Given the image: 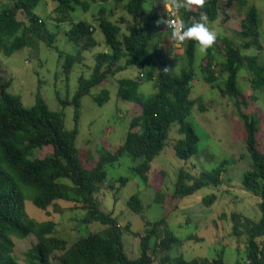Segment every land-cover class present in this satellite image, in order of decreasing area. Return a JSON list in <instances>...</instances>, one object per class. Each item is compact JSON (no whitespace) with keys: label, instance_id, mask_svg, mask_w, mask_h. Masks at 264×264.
Listing matches in <instances>:
<instances>
[{"label":"trees","instance_id":"obj_1","mask_svg":"<svg viewBox=\"0 0 264 264\" xmlns=\"http://www.w3.org/2000/svg\"><path fill=\"white\" fill-rule=\"evenodd\" d=\"M38 1L13 0L12 3H2L1 54L7 56L31 46L34 36L47 46L54 45L56 33L49 31L45 19L35 12ZM52 1L54 5L49 16L57 25L69 23L64 33L78 46L76 54L64 55L62 67L66 75L75 63L83 60L81 51L91 50L97 44L94 37L97 28L103 33L105 47L94 54L89 76L79 75L77 90L70 99L58 97L62 107L71 104L75 108V123L71 129L65 128L61 110L48 107L41 96L40 87L35 92L34 104L23 105L20 95L8 90L11 81L2 76L0 66V264H20L13 254V238H25L30 234L36 240L24 253L26 264H54L53 256L58 264H153L156 253L168 251L173 243L178 242V237L168 228L166 217L153 221L144 219L142 200L137 193L129 196L126 205L143 217L145 226L144 233H136L139 253L130 258L122 242V234L130 230V225L120 226L112 212L101 209L96 195L106 180V166L118 161L123 154L137 160L132 169L143 183L148 182L151 162L167 145L172 125L176 124L179 134L173 144L176 157L187 159L199 151V137L190 121L191 108L199 100L189 96L196 74L194 54L197 43L192 40L181 42L183 66L178 74H172L163 58V50L169 48L170 51L172 48V44L166 41L170 30L166 29L167 35L166 32L161 33L157 9L149 5L148 9L145 8L147 0H125L121 4L131 18L125 29L120 25L123 17L116 22L106 15L107 5L103 2L108 0H102L94 7L96 12L90 21L71 19V12L77 6L85 12L90 9L88 0ZM120 1L114 0V4L118 5ZM224 1L227 0H203L202 4H197L195 0H189L187 8L179 9L181 19L190 23L204 14L208 20H214L218 16L220 3ZM236 1L247 6L245 0ZM20 12L22 19L18 17ZM238 33L243 40V49L262 48L258 38L259 15L254 4L246 7ZM223 41V59L216 61L210 46L202 57L199 70L202 80L217 86L221 95L231 99L233 107L238 110L237 115L244 128L245 151L250 157L249 167L243 172L240 184L261 200L257 205L260 211L258 218L231 212V233L237 238L243 237L245 241L246 264H264V243L260 240L264 237V150L258 148L256 140L259 120L253 113L241 109L246 101L237 84V72L246 66L250 70L249 83L253 91L261 88L264 85V65L256 62V56H244L241 47L231 39L224 37ZM132 65L139 68L136 74L117 78V97L137 105L122 143L113 150L101 146L96 157H92L88 151L83 156L75 143L81 96L88 94L91 87L107 77H114L117 72ZM145 79L154 80V91L148 95L139 91ZM220 80H223L222 85ZM108 97V90L103 88L94 100L101 105ZM256 98L252 96V99ZM198 107L205 109L200 103ZM41 149L46 152L39 156L36 152ZM84 158H92L91 164L85 163ZM227 166L228 160L223 159L215 167L202 170L198 175L180 168L174 182L173 197L177 200L203 186H219L221 171ZM118 179L120 185H124L128 177ZM111 188L114 186L111 185ZM215 195L211 193L203 201L210 204ZM161 199V202L165 201L163 196ZM26 200L42 210L50 205L56 208L54 204L58 200L74 201L85 210L83 222L95 221L103 227L82 234L68 244L65 237L55 234L56 223L53 220H37L28 214ZM161 259V263L166 264H200L196 258L186 259L182 255L170 257L164 254ZM201 263L227 264L221 252Z\"/></svg>","mask_w":264,"mask_h":264},{"label":"rangeland","instance_id":"obj_2","mask_svg":"<svg viewBox=\"0 0 264 264\" xmlns=\"http://www.w3.org/2000/svg\"><path fill=\"white\" fill-rule=\"evenodd\" d=\"M12 1L0 0V6L2 3H12ZM88 1L91 4L90 9L85 12L77 6L71 12L72 21L92 19V15L96 12L94 7L96 8L102 0ZM245 1L247 6L254 4L257 8L258 38L262 48L256 50L253 47L249 49L241 47L243 40L238 30L247 6L241 5L236 0H227L220 3L216 19H207L208 25L217 31V38L211 45V54L216 61L223 59V38L227 37L236 46L241 47L244 56H256V62L264 65V0ZM123 2L125 0L120 1L118 5L114 4V0L103 3L107 5L106 15L112 21L119 22V18H124L120 25L125 29V25L131 21V18L122 9ZM161 2L162 0H147L144 7L147 9L148 5L156 7L159 14ZM53 5L52 0H39L35 12L45 19L47 29L56 33L54 45L47 46L34 36L31 46L18 49L7 56L0 53V66L3 69L2 76L11 81L8 90L20 95L23 105L34 104L35 92L40 87L41 96L48 107L52 110H61L65 128L71 129L75 123V108L71 104L62 107L58 97L70 99L77 90L79 75L82 73L84 76H89L94 64V54L104 49L105 42L103 33L97 28L94 32L97 44L91 50L81 51L83 60L75 63L71 72L66 75L62 67L64 55L76 54L78 46L64 33L69 23L63 22L57 25L49 16ZM18 17L22 19L23 14L20 12ZM158 24L159 27L162 25L160 22ZM169 43L173 46L170 51L163 50V58L168 63L169 71L172 74H178L184 62L182 46H176L171 41ZM60 53L61 56H59ZM205 53L206 49L201 51L197 44L194 54L196 74L191 82L189 94L190 98L199 100L192 106L190 115V121L199 137V151L187 159L175 156L173 144L179 137L175 124L170 128L167 145L151 162L148 182L143 183L134 172L132 167L137 160L128 154L121 155L118 161L106 166V180L96 197L101 209L112 212L120 226L130 225V230L122 234L123 247L130 258L136 257L139 253L136 233H144L145 227L143 217L132 212L126 205L129 196L137 193L142 200L144 219L153 221L166 217L168 228L178 237V242L173 243L170 250L154 255L153 264H166L161 263V257L164 254L170 257L182 255L186 259L196 258L200 264H203L201 263L203 260H210L218 252L222 253L227 264H246L245 241L243 237L237 238L231 233L230 214L237 211L246 216L258 218L260 211L257 205L261 198L246 191L240 184L243 172L250 164V157L244 147V128L237 115V108L232 105V100L230 99V102L227 96L221 95L217 86H211L202 80L199 65ZM214 68L216 69L217 66ZM138 71V66L132 65L117 72L114 77H107L91 87L88 94L81 96L75 143L83 156L88 151L92 157H96L101 146L113 150L122 143L127 124L131 116L136 113L137 105L117 97V78L132 77ZM249 76L250 70L246 66L237 72L238 88L246 101L241 105V109L247 113H253L258 118L259 130L256 133V140L258 148L264 150V85L253 91ZM219 83L222 85L223 80ZM103 88L108 90L109 97L99 105L94 97ZM139 91L145 95L152 93L154 80L145 79ZM252 96L257 98L252 99ZM198 103L205 109L201 110ZM45 152V149H41L36 154L42 156ZM223 159L228 160V166L221 171L219 186H203L177 200L173 197L174 182L180 168L188 170L192 175H198L202 170L215 167ZM90 161L92 158L85 159L88 165L91 164ZM121 176L128 177L124 185H120L118 178ZM111 185L114 188H111ZM211 193L216 194L215 199L210 204H206L203 198ZM162 196L165 203L161 202ZM54 205L56 208L50 205L46 210H42L31 201H25L28 214L37 220H53L56 223L55 234L65 237L68 244L82 234L103 227L99 222H83L85 210L79 208L74 201L58 200ZM35 240L32 234L25 238H13V254L20 264H26L24 253ZM260 240L264 243V237ZM150 242L153 243V238ZM52 261L58 264L54 256Z\"/></svg>","mask_w":264,"mask_h":264},{"label":"clouds","instance_id":"obj_3","mask_svg":"<svg viewBox=\"0 0 264 264\" xmlns=\"http://www.w3.org/2000/svg\"><path fill=\"white\" fill-rule=\"evenodd\" d=\"M169 0H162L161 6L159 9V21L160 24L163 25L164 29H169L165 23L166 17L168 16L166 12L167 10V3ZM195 3L202 4L203 0H195ZM189 4V0H172V6L176 8V14L178 15L179 19L181 20L179 23H176L172 27L171 36L179 41L180 43H176L172 38L170 39L176 46L181 45V42H185L186 40L195 41L201 51L209 48L217 38V31L211 28L207 23V18L204 14H201L198 18H194L191 20L190 23H186L181 19L179 9L180 8H187ZM175 11V10H174ZM162 15V17L160 16ZM167 71V69H165Z\"/></svg>","mask_w":264,"mask_h":264},{"label":"built area","instance_id":"obj_4","mask_svg":"<svg viewBox=\"0 0 264 264\" xmlns=\"http://www.w3.org/2000/svg\"><path fill=\"white\" fill-rule=\"evenodd\" d=\"M167 11L166 14L168 15L166 17L165 23L168 26L169 30H170V34L172 31V27L176 24L179 23L181 20L179 19L178 15L176 14V8H174L172 6V0H169L167 3ZM175 10V11H174ZM171 38L176 42V43H180L179 41L175 40L172 36Z\"/></svg>","mask_w":264,"mask_h":264},{"label":"crops","instance_id":"obj_5","mask_svg":"<svg viewBox=\"0 0 264 264\" xmlns=\"http://www.w3.org/2000/svg\"><path fill=\"white\" fill-rule=\"evenodd\" d=\"M158 29L161 31V33H162V31H163V33L166 32L165 35H167V31L164 29L163 25H161L160 27H158ZM166 38H167V39H166L167 42L169 43V42H170V39L168 38V35L166 36ZM172 46H173V44H172ZM166 50L169 51V48H166Z\"/></svg>","mask_w":264,"mask_h":264}]
</instances>
